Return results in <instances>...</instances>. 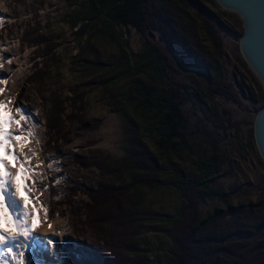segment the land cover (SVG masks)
I'll use <instances>...</instances> for the list:
<instances>
[{"label":"rangeland","instance_id":"1","mask_svg":"<svg viewBox=\"0 0 264 264\" xmlns=\"http://www.w3.org/2000/svg\"><path fill=\"white\" fill-rule=\"evenodd\" d=\"M193 1L198 4L169 0L168 5L159 3V7L177 8L182 30L194 32L203 50L217 60L211 79L203 70L184 68L181 60L169 53L172 65L180 70L172 71L171 78L198 94L187 105L193 124L200 132L210 131L214 140L201 132L205 136L198 141L217 149L214 188L218 195L204 202L201 210L221 211L224 225L231 226L229 241L220 243L214 255L198 264H258L264 262V163L254 144L253 122L264 105V92L239 53L243 31L239 16L213 0ZM71 8L66 0H0V101L10 116L16 107L24 106L38 121L36 127L24 120L10 125L20 140L8 151L19 154L24 164L22 178L27 175V183L33 185L27 201L37 211L34 230L42 241V246L25 251V264H66L67 251L78 248L90 252L91 264H134L131 249L135 242L145 245L141 248H154L159 243L160 236L147 212H171L177 195L171 188L145 190L140 205L144 215L138 228L127 210L133 198L109 188V181L115 180L110 160L121 158L143 138L133 122L114 110L100 86L92 83L101 77L100 70L85 71L80 57L83 40L75 37V30L66 21ZM204 27L213 39L205 36ZM124 32L133 52L152 40L148 31L143 35L128 27ZM51 44L56 48L50 60L52 54L46 56V52ZM102 50L109 54L112 47ZM210 85L218 91L213 96L206 93ZM208 108L219 112L212 114ZM224 111L229 113L222 115ZM47 120L56 131L52 137ZM51 154H58L55 163L60 166L59 173L65 174L58 188L63 197L55 203L49 200L48 184L58 173L49 171L45 164ZM28 165L33 170L29 171ZM57 221H66L68 226L51 246L48 236L39 230ZM246 226L259 229L252 236L237 233ZM4 227L14 231L11 220ZM225 247L238 250L226 253ZM154 255L148 252L149 260ZM8 259L14 264L11 256Z\"/></svg>","mask_w":264,"mask_h":264},{"label":"trees","instance_id":"2","mask_svg":"<svg viewBox=\"0 0 264 264\" xmlns=\"http://www.w3.org/2000/svg\"><path fill=\"white\" fill-rule=\"evenodd\" d=\"M66 1L72 7L66 15L67 24L75 30V37L83 40L80 57L85 71L100 70L101 77L92 83L100 86L114 110L133 122L143 138L140 143L130 146L121 158L110 160V165L115 168V180L109 181V188L122 190L133 198L127 210L133 225L138 228L142 225L140 217L144 215L140 205L145 190L171 188L177 195V203L171 212H147L155 233L160 236L159 243L154 248H141L145 245L135 242L131 249L136 260L133 259V263L198 264L214 255L220 243L229 241L231 226L224 225L221 211L214 209L205 213L201 210L204 202L218 195L214 188L217 149L213 143V148H209L205 147V142L198 141L205 136L202 134L212 140L213 137L207 130H201V134L200 129L197 130L199 126L193 124L187 105L198 94L171 78L172 71L179 73L180 70L172 65L169 53L178 57L184 68L203 70L211 79L216 73L215 56L203 50L194 32L182 30L177 8H165L169 0H157L156 3L155 0ZM184 1L198 4L193 0ZM159 3L166 4L159 7ZM200 7L207 12L201 4ZM128 27L143 35L151 30L158 39L147 40L139 52H133L124 40V31ZM204 34L213 39L209 28L204 27ZM106 46L112 47L111 53L102 50ZM48 48L46 56L52 54L51 60L55 57L56 45L51 44ZM213 85L206 91L210 96L218 93ZM208 109L212 114L219 112L217 108ZM228 113L224 111L222 115ZM47 125L52 137L50 134L55 135L56 131L48 120ZM188 161L190 168L186 166ZM51 162L45 159L46 165ZM63 176L64 173H58L49 181L51 203L58 200L54 194H59V199L63 197L58 190L63 179L54 183ZM257 229L259 227L246 226L236 231L252 236ZM244 231L247 232L242 233ZM224 250L235 253L238 249L225 247ZM148 252L155 253L151 260ZM67 256L66 264H91L90 252L81 248L67 251Z\"/></svg>","mask_w":264,"mask_h":264},{"label":"snow or ice","instance_id":"3","mask_svg":"<svg viewBox=\"0 0 264 264\" xmlns=\"http://www.w3.org/2000/svg\"><path fill=\"white\" fill-rule=\"evenodd\" d=\"M0 106H3V101H0ZM15 113L20 115L17 116ZM21 120L27 121L32 127L38 126V121L35 120L32 110L24 106L15 108L14 114L8 118L7 124H19ZM19 140L20 135L15 131L11 129L5 131V122L0 119V151L3 152V155H0V221H2L0 223V254L3 256L0 259V264H9V256H11L14 264H25V251L42 246V241L34 230L35 224L30 223L32 217L28 211L27 203L22 205L17 199L21 190L24 191L26 197L31 198L33 185L27 183L29 179L27 175L20 179L21 172H13L5 158L11 156L18 164H23L18 153L8 151V147H14L16 141ZM56 156L58 154H51L47 158L53 161L47 165V168L49 171L59 173L60 166L55 163ZM27 168L29 171L33 170L31 165H28ZM62 179L64 178H58L54 183H60ZM54 198L59 199V194H54ZM40 203L45 209L47 208V205H43V202ZM9 220L12 221L14 232L4 227ZM48 243H52V241L49 240Z\"/></svg>","mask_w":264,"mask_h":264},{"label":"water","instance_id":"4","mask_svg":"<svg viewBox=\"0 0 264 264\" xmlns=\"http://www.w3.org/2000/svg\"><path fill=\"white\" fill-rule=\"evenodd\" d=\"M213 1L222 9L239 16L243 25L238 42L239 53L264 92V0ZM148 36L153 37L151 32ZM253 140L264 163V106L257 111L253 122Z\"/></svg>","mask_w":264,"mask_h":264},{"label":"bare ground","instance_id":"5","mask_svg":"<svg viewBox=\"0 0 264 264\" xmlns=\"http://www.w3.org/2000/svg\"><path fill=\"white\" fill-rule=\"evenodd\" d=\"M9 117H10L9 111L5 107V105L0 106V119H2L5 122V131H8V129L10 127V125L7 124V121H8ZM10 129L13 130L12 126L10 127ZM10 152H12V149H11ZM0 155H3L2 151H0ZM5 158H6L7 162H8V164H9V166L11 167L12 171L13 172L20 171L21 172L20 179H23L22 178V168H23L24 164L17 165V164H15L12 161V159L10 160L8 158V156L5 157ZM18 200H19L20 204H22V205L27 203L28 211L30 212L31 217H32V219L30 220V223H33V224H35V226H37V222H35L33 220L35 215H36V213H37V211L35 209V206L27 201V197H26L25 193L23 192V190H21V192L18 194ZM67 226L68 225H67L66 221H64V222L57 221V222L53 223L52 225H50V227H44V228L40 229L39 231L40 232H44L48 236V239L52 241V243H49V244H51V246H52V244H53V242H54L56 237H60L61 238L64 235ZM11 229H13L15 231L13 226L11 227Z\"/></svg>","mask_w":264,"mask_h":264},{"label":"flooded vegetation","instance_id":"6","mask_svg":"<svg viewBox=\"0 0 264 264\" xmlns=\"http://www.w3.org/2000/svg\"><path fill=\"white\" fill-rule=\"evenodd\" d=\"M149 33V32H148ZM152 41H157V38L152 34Z\"/></svg>","mask_w":264,"mask_h":264}]
</instances>
